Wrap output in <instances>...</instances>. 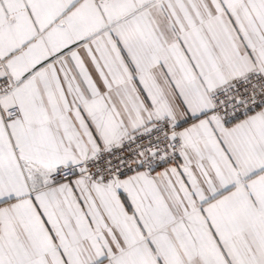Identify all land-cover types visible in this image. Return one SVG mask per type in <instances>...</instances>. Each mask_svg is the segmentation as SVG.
Returning a JSON list of instances; mask_svg holds the SVG:
<instances>
[{
  "label": "snow or ice",
  "instance_id": "obj_1",
  "mask_svg": "<svg viewBox=\"0 0 264 264\" xmlns=\"http://www.w3.org/2000/svg\"><path fill=\"white\" fill-rule=\"evenodd\" d=\"M0 264H264V0H0Z\"/></svg>",
  "mask_w": 264,
  "mask_h": 264
}]
</instances>
